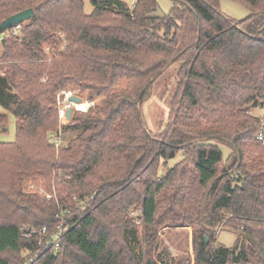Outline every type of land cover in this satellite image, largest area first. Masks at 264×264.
<instances>
[{
  "label": "trees",
  "instance_id": "trees-1",
  "mask_svg": "<svg viewBox=\"0 0 264 264\" xmlns=\"http://www.w3.org/2000/svg\"><path fill=\"white\" fill-rule=\"evenodd\" d=\"M171 1L158 17L157 0H92L91 14L83 0H0V24L35 13L2 40L0 110L14 116L16 139L0 143V264H156L166 225L193 228L194 264H264V120L250 114L264 107V0H240L242 21L220 0ZM175 64L171 118L156 135L141 106ZM69 90L87 94V109L60 129L57 95ZM179 153L156 180L160 160ZM29 181L55 196L25 192ZM61 209L71 213L60 249L41 252ZM222 223L233 248L215 247ZM25 227L48 233L26 238Z\"/></svg>",
  "mask_w": 264,
  "mask_h": 264
},
{
  "label": "rangeland",
  "instance_id": "rangeland-1",
  "mask_svg": "<svg viewBox=\"0 0 264 264\" xmlns=\"http://www.w3.org/2000/svg\"><path fill=\"white\" fill-rule=\"evenodd\" d=\"M130 7L136 2V0H123ZM84 2V12L86 14H91L94 6L92 0H83ZM158 7L154 16L164 17L170 14L173 8V3L171 0H157ZM220 9L224 15L229 18H232L237 21H242L247 18L249 15V10L245 6L244 3L240 0H220ZM28 23V22H26ZM6 36V32L0 34V55L2 53V40ZM48 51V49H47ZM177 64L173 65L167 72L157 80L153 86V91L151 97L141 106L143 117L148 125V129L154 134L158 135L164 132L168 126V122L171 118V104L174 102L176 97V92L178 89V81L176 77ZM65 92H71L72 95H76L83 99V102L79 105L71 104L73 107V115L76 110L86 111L87 109V94H81L79 90H69L62 91L57 95V108L58 112L63 109L67 100L64 96ZM100 102L97 100L94 103ZM84 105L85 108L81 106ZM6 114L7 119L6 122H0V143H11L16 139V120L13 115L10 113H4L0 110V115ZM250 114L252 116L259 117L264 120V107H262L261 102L258 103V106L255 108H251ZM71 118V119H72ZM70 120H61L59 118V127L60 129L66 125ZM60 137V146L56 148L60 149L63 144V136ZM73 137L71 133H66V138L69 139ZM51 138V137H50ZM223 153L225 158L229 153L228 149L223 148ZM58 152V151H57ZM58 154V153H57ZM184 156V153H179L176 159L170 160L168 162H164L163 159L160 160L158 166V174L156 180H159V177L162 176L167 170L173 168L177 163H179ZM25 192L29 193H38L40 196H46L48 199H51L55 196V191L53 193H49L42 181H37L36 183L33 181H29L24 185ZM54 190V189H53ZM88 201L89 198H85L82 200L83 203H77V206L82 207V211L88 209ZM133 210V211H132ZM131 211V217L134 220L138 221L137 218L139 216L136 208H133ZM130 217V218H131ZM63 222V221H62ZM137 223V222H136ZM138 224V223H137ZM224 225V226H222ZM229 225L226 223H222L217 228L216 233V242L215 247H225V248H233L237 234L234 231L230 230ZM27 228V227H25ZM28 229V228H27ZM224 231H221V230ZM39 230V229H36ZM25 231V230H24ZM143 232L142 227L139 230ZM193 228L188 225H166L161 227L156 234L153 248L151 250L152 260H156V264H194V251H193ZM117 235H114V238ZM133 242V241H129ZM133 248L136 249L138 256L141 254L140 249L138 248V243H131ZM44 243L41 241L40 247H42V251H45ZM148 250V249H147ZM50 251V250H49ZM59 251V250H58ZM58 251L52 252L53 254H57ZM146 251V250H145ZM146 253V252H145ZM161 255V258L159 256ZM26 254H24V257ZM12 262L16 260V258L11 259ZM34 261V259H31ZM31 260L26 264H32ZM16 264V261L13 263ZM22 264L20 260L19 263ZM145 264V263H141Z\"/></svg>",
  "mask_w": 264,
  "mask_h": 264
},
{
  "label": "built area",
  "instance_id": "built-area-1",
  "mask_svg": "<svg viewBox=\"0 0 264 264\" xmlns=\"http://www.w3.org/2000/svg\"><path fill=\"white\" fill-rule=\"evenodd\" d=\"M22 25L23 24H19V25H16L14 26L12 29H11V32H6V34L8 35H11V34H14V35H18L19 32L21 31L22 29ZM64 96L67 100V103L65 104V106L63 107V109H61L59 111V118L61 120H67V116H66V113H67V110L71 107V103L68 102V98L70 96H73L71 92H65L64 93ZM60 134H57V133H54L51 135V138H50V142L56 147V148H59L60 146ZM258 139L260 141H264V135L262 133L259 134L258 136ZM79 203H83L82 201H79ZM71 213V210H60L59 214H58V218L61 219V223L59 224L58 226V229L56 231V233L52 236L49 237L48 239V242H46V244H44L43 246L45 247V250H50L52 252H56L60 249V246H61V242H62V239L64 237V234H65V231H66V227L64 226V223L62 222L63 219H64V216L66 214H70ZM48 231H47V228H42V229H39V230H36V229H26L23 233L24 237L26 238H30L34 235H38L40 238H43L47 235ZM39 244L41 245V240L39 241ZM31 262H33V260H31Z\"/></svg>",
  "mask_w": 264,
  "mask_h": 264
},
{
  "label": "water",
  "instance_id": "water-1",
  "mask_svg": "<svg viewBox=\"0 0 264 264\" xmlns=\"http://www.w3.org/2000/svg\"><path fill=\"white\" fill-rule=\"evenodd\" d=\"M34 16H35L34 11L32 9H27L7 18L0 24V34L7 32L16 25L29 22ZM68 102L73 105H79L83 102V99L81 97L73 95L68 98ZM72 115H73V107H70L66 113L67 119L71 120Z\"/></svg>",
  "mask_w": 264,
  "mask_h": 264
}]
</instances>
